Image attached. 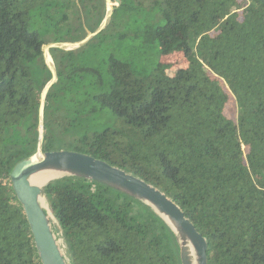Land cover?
Returning a JSON list of instances; mask_svg holds the SVG:
<instances>
[{
  "label": "trees",
  "instance_id": "trees-1",
  "mask_svg": "<svg viewBox=\"0 0 264 264\" xmlns=\"http://www.w3.org/2000/svg\"><path fill=\"white\" fill-rule=\"evenodd\" d=\"M77 1L96 30L105 0ZM119 1L100 33L119 13L155 10L162 22L144 30L143 42L185 64L169 73L171 64L159 61L136 74L111 56L92 109H107L114 122L68 143L59 144L57 131L70 119L50 116L53 84L43 151L72 145L159 188L207 241V264H264V0ZM47 5L62 8L61 19L77 8L75 0H0V264H41L10 172L37 149L49 78L37 85L31 63L47 42L30 24L31 11ZM63 66L59 60L61 87L76 74ZM43 191L69 264H180L172 230L138 200L75 177Z\"/></svg>",
  "mask_w": 264,
  "mask_h": 264
},
{
  "label": "rangeland",
  "instance_id": "rangeland-1",
  "mask_svg": "<svg viewBox=\"0 0 264 264\" xmlns=\"http://www.w3.org/2000/svg\"><path fill=\"white\" fill-rule=\"evenodd\" d=\"M75 5L77 8H71L65 19L60 18L62 9L60 7L55 13L51 5L44 6L43 14L35 8L31 11L30 25L38 30L40 39L47 43H60V39L82 40L92 32V25L84 11L78 7L77 0ZM116 17L114 26L106 29L103 34L94 35L87 44L73 49L71 54H68V50L56 47L48 51V57L55 70L58 61L61 60L64 65L63 71L74 68L76 72L68 79L65 87H61L56 81L53 83L55 97L48 101L51 106L50 116L70 119L67 128L62 126L57 131L59 144L73 142L75 137L85 131L99 129L114 122L107 109H92L94 94L106 88L105 66L111 56L129 62L136 74L140 71L147 73L159 61L171 64L167 70L169 73H173L177 66L185 64L180 54L161 56L155 45L143 42L144 30L149 25L162 22L158 12L136 6L128 12L119 13ZM31 76L37 85H41L48 78V82L51 80L52 73L46 65L44 54L43 59L36 58L31 63ZM64 147L72 149V145L67 144Z\"/></svg>",
  "mask_w": 264,
  "mask_h": 264
},
{
  "label": "water",
  "instance_id": "water-1",
  "mask_svg": "<svg viewBox=\"0 0 264 264\" xmlns=\"http://www.w3.org/2000/svg\"><path fill=\"white\" fill-rule=\"evenodd\" d=\"M115 2L105 0L104 19L98 28L89 32L84 39L73 43H47L43 46L42 51L46 65L51 70L52 78L40 94L37 149L33 155L21 159L13 166L10 172L12 189L25 213L41 264H69L61 239L57 237L53 226V217L49 209H45L42 204L43 199L46 201L43 187L49 181L62 177L99 182L138 200L153 210L172 230L178 247L180 264H207V241L196 230L185 212L159 188L89 154L68 149L50 151L42 149L44 101L48 90L57 79V72L52 61L49 62L47 59L48 51L52 47L73 50L85 45L107 26L114 6L120 3L119 0ZM47 173L54 174L56 177L47 180L42 185L32 182L34 178Z\"/></svg>",
  "mask_w": 264,
  "mask_h": 264
},
{
  "label": "bare ground",
  "instance_id": "bare-ground-1",
  "mask_svg": "<svg viewBox=\"0 0 264 264\" xmlns=\"http://www.w3.org/2000/svg\"><path fill=\"white\" fill-rule=\"evenodd\" d=\"M47 59H48V61L50 62L51 60H50V58L47 56ZM54 177H56V175H54V174H50V173H47V174H42V175H39L38 177H36V178H34L33 179V183L34 184H36V185H42L43 183H45L47 180H49V179H51V178H54ZM42 204H43V207L45 208V209H47V206H46V202H45V200L43 199V201H42ZM54 222V221H53Z\"/></svg>",
  "mask_w": 264,
  "mask_h": 264
}]
</instances>
